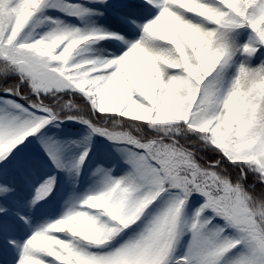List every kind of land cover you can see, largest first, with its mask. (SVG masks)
Here are the masks:
<instances>
[{"label": "snow or ice", "instance_id": "6c2138e0", "mask_svg": "<svg viewBox=\"0 0 264 264\" xmlns=\"http://www.w3.org/2000/svg\"><path fill=\"white\" fill-rule=\"evenodd\" d=\"M0 264H264V0H0Z\"/></svg>", "mask_w": 264, "mask_h": 264}, {"label": "trees", "instance_id": "16d2710c", "mask_svg": "<svg viewBox=\"0 0 264 264\" xmlns=\"http://www.w3.org/2000/svg\"><path fill=\"white\" fill-rule=\"evenodd\" d=\"M48 127H51V126H48ZM61 130H62V129L52 128L51 131H48L47 128H46V129H44V130H42V131H46L47 134H48V136H54L57 132H59V131H61ZM30 139H35V137L30 138ZM37 143H39V141H37ZM86 188H87V181H85V190H86ZM81 194H83V191L81 192ZM58 214H59V213H57V215H58ZM52 218L54 219L55 217H52Z\"/></svg>", "mask_w": 264, "mask_h": 264}]
</instances>
